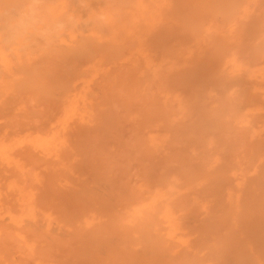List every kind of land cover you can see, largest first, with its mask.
Here are the masks:
<instances>
[{"label":"bare ground","instance_id":"obj_1","mask_svg":"<svg viewBox=\"0 0 264 264\" xmlns=\"http://www.w3.org/2000/svg\"><path fill=\"white\" fill-rule=\"evenodd\" d=\"M0 264H264V0H0Z\"/></svg>","mask_w":264,"mask_h":264},{"label":"rangeland","instance_id":"obj_2","mask_svg":"<svg viewBox=\"0 0 264 264\" xmlns=\"http://www.w3.org/2000/svg\"><path fill=\"white\" fill-rule=\"evenodd\" d=\"M3 120H4V118H3ZM3 122V121H2Z\"/></svg>","mask_w":264,"mask_h":264}]
</instances>
